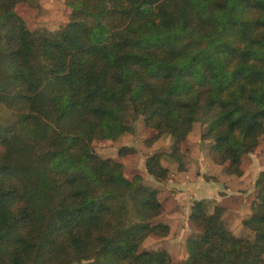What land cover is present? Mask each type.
<instances>
[{
    "label": "trees",
    "instance_id": "obj_1",
    "mask_svg": "<svg viewBox=\"0 0 264 264\" xmlns=\"http://www.w3.org/2000/svg\"><path fill=\"white\" fill-rule=\"evenodd\" d=\"M20 1L0 0V103L14 116L0 121V264H171L141 249L170 229L140 222L160 210L157 191L94 142L139 118L176 155L201 120L208 156L241 176L264 133V0H66L54 31L26 26ZM144 166L168 176L158 153ZM254 188L246 234L226 205L194 200L200 233L178 264H264V170Z\"/></svg>",
    "mask_w": 264,
    "mask_h": 264
},
{
    "label": "rangeland",
    "instance_id": "obj_2",
    "mask_svg": "<svg viewBox=\"0 0 264 264\" xmlns=\"http://www.w3.org/2000/svg\"><path fill=\"white\" fill-rule=\"evenodd\" d=\"M72 10L73 8L66 4V0H21L15 7V13L26 26L41 31H54L62 27L71 18ZM13 120L12 113L0 103V121L8 124ZM131 125L132 132L125 133L116 140L95 141L94 149L102 157L120 160L124 165L126 177L131 178L137 172L141 176V183L157 191V198L162 202L160 210L140 219V222L162 221L169 224L170 229L164 237H148L141 245V249H166L171 255V264L182 262L186 257L184 251L186 238L198 237L200 233V229L187 220L188 211L190 212L189 203L199 199L203 201L207 213H212L219 204L226 205L227 222L232 232L235 235L246 234L247 230L241 224V219L249 214L246 203L254 198L256 193L254 182L259 172L264 170V133L259 137L255 151L244 158L243 174L236 177L227 175L223 166L215 164L208 156L206 151L208 141L201 139L204 130L201 120L194 122L186 142L176 155L171 152L172 138L168 133L154 139L151 138L153 130L145 126L139 118L132 121ZM122 147L130 149L129 152L122 154L120 152ZM153 153H158L161 164L168 168L166 179L156 180L147 173L144 160ZM193 184L198 185V190L193 191L190 199L184 198L186 199L184 202L188 204L180 205V199L183 198H175V194L183 191L179 186L191 187ZM217 184L220 185L216 186ZM204 185H213L215 190L222 191L218 193V197L213 198L203 193L204 187L200 189ZM230 195L232 198L228 199ZM119 200L112 203L118 204Z\"/></svg>",
    "mask_w": 264,
    "mask_h": 264
},
{
    "label": "crops",
    "instance_id": "obj_3",
    "mask_svg": "<svg viewBox=\"0 0 264 264\" xmlns=\"http://www.w3.org/2000/svg\"><path fill=\"white\" fill-rule=\"evenodd\" d=\"M228 175V174H227ZM209 181V180H208ZM208 181H206L207 183H209ZM199 184V183H198ZM220 184H217L216 186H219ZM200 187V186H199ZM202 187H204L205 189V191L203 192V193H206L207 194V196H210V197H213V198H215L217 195H218V193L219 192H221L222 191V189H218V190H215V186H213V185H204V186H201L200 187V189H203ZM198 188V185H195V184H193L191 187H189V186H179V189L180 190H183V191H180V192H178L177 193V195L175 194V198H179V197H182L183 199H180L181 200V202H179L180 203V205H184V204H188V202L187 203H185L184 202V200H186V199H184V198H191V194H194L193 193V191H196V190H198L197 189ZM178 189V190H179ZM176 192V191H175ZM197 193V192H196ZM202 193V194H203ZM218 197V196H217ZM192 199H193V197H192ZM191 204L192 203H189V208L191 207ZM188 216H189V211H188V214H187V220L189 221V219H188ZM189 223H191L190 221H189ZM170 227V226H169Z\"/></svg>",
    "mask_w": 264,
    "mask_h": 264
}]
</instances>
